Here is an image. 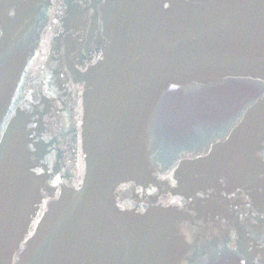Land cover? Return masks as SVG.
<instances>
[{"label": "water", "instance_id": "water-1", "mask_svg": "<svg viewBox=\"0 0 264 264\" xmlns=\"http://www.w3.org/2000/svg\"><path fill=\"white\" fill-rule=\"evenodd\" d=\"M0 264H264V0H0Z\"/></svg>", "mask_w": 264, "mask_h": 264}, {"label": "snow or ice", "instance_id": "snow-or-ice-1", "mask_svg": "<svg viewBox=\"0 0 264 264\" xmlns=\"http://www.w3.org/2000/svg\"><path fill=\"white\" fill-rule=\"evenodd\" d=\"M167 6V5H166Z\"/></svg>", "mask_w": 264, "mask_h": 264}]
</instances>
